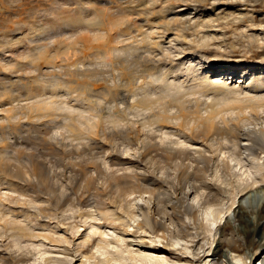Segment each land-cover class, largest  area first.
Here are the masks:
<instances>
[{"label": "bare ground", "instance_id": "obj_1", "mask_svg": "<svg viewBox=\"0 0 264 264\" xmlns=\"http://www.w3.org/2000/svg\"><path fill=\"white\" fill-rule=\"evenodd\" d=\"M88 1L85 0V3ZM137 1L140 0H116V15L119 18L116 17L117 22H111L116 25L113 46L106 48L113 26H104L101 21L103 19L95 20L103 16L100 13L107 7L106 3H103L105 6L100 4L102 1L100 5L96 3L100 9L93 8V13H89L90 18L96 16L95 19L92 17L94 21L86 18L77 8L75 21L67 22H75L72 25L69 23L71 29L58 34V44L63 49L61 51H66L68 56H71L72 49L77 48L76 44H81L82 49L92 48L101 53L112 50L109 54L113 57L104 54L100 57L95 55L86 62L82 58L75 61L72 51L73 55L67 61L63 60L64 57L61 59V63L65 62L62 63L64 66L59 64L63 68L67 66L62 70V77L75 75L94 83L79 88L73 85L74 88L70 86L75 80L72 79L69 85H59L64 81H59L61 76L55 79L62 69L58 66L61 68L58 74L51 73L53 75L50 77L58 80L59 84L52 80L53 84L47 85L51 82L50 77L47 78V84H43L46 78H41L42 82H35L39 91L37 89L35 92L28 86L22 94L25 99L43 95L53 99H69V102L75 104H68V111L59 110L60 103L56 104L53 100L38 103L35 100V106L30 104L27 111L16 110L13 101L18 98L11 87L16 83L15 79L8 76L6 81H0L2 88H5H1L3 92L0 91V106H4L0 110L4 113L0 116L1 155H6V159L12 150L27 153L36 149H30L27 145L19 146L20 138L14 133L15 128H18L23 131L27 129L26 133L28 129L40 131L41 136L33 135L35 138L32 136V140L40 137L38 139L45 145L61 150L69 158H75L71 161L73 166L57 162L51 164L47 157L58 155V152L50 150L44 154L42 150L35 156L37 163L34 160L32 164L33 173L31 168H26L30 166L28 163L25 167L26 161L30 160L23 159V166L20 158L23 170L12 169L8 174L11 178L5 175L0 182V189L24 195L27 188L38 187L39 195H46L48 206H35L32 213L37 219L46 217L58 223L74 216L72 205H83L85 202L81 196L87 193L92 198L88 204L91 208L85 212L86 219L90 220V229L85 233L89 239L99 232L101 222L112 226L122 222L130 231L136 227L145 232H156L155 237L163 241L176 235L188 237L190 243L198 245L202 248L200 252H203L202 256L198 251L188 255L178 247L180 243L177 242L172 249L163 248V245L148 246L147 251L152 249L150 251L154 255L145 250L135 251L132 244H128L119 234L109 232L113 238L109 240L108 235H103L101 231L92 254L84 256L80 264H119L128 259L133 264H171L170 259L173 258L183 260L201 257H210L214 263L219 264L216 255L221 254L220 250H216V246L212 247L214 230L219 227L218 221L230 211L238 194L253 188L258 181H264L263 71L247 74L240 90L224 84L203 82L183 92L173 87L170 92L171 87L165 80L176 69L173 62H181L189 52L195 53L197 47L214 46V54L223 55L220 51L225 41L223 37L219 40L216 31L204 28L222 25V28L236 30L240 25L242 28L249 27L235 34L236 39L246 41L248 45L256 35L264 37V0H168L167 4L163 3L165 0H158L161 4L154 0L155 4L151 2L150 8L145 10L139 9ZM256 2L262 3L260 13L252 5ZM221 7L222 11L218 12L216 9ZM108 13L104 15L109 16ZM254 27H258V30H254ZM189 29L194 38L188 40ZM46 37L39 38L38 43L35 41V56L47 52L56 39L46 41ZM13 39L9 38L8 41L16 40ZM88 40L91 41L89 46ZM187 41L191 44H186ZM27 53L32 54V51L24 54ZM70 58L73 61L69 62ZM189 61L182 81H202L200 63L195 64L193 59ZM240 61L227 59L216 64ZM113 64L118 65L117 74L110 71L111 74H106L107 68ZM53 68L49 69L57 70ZM5 69L8 73L9 70ZM136 74H140L139 80ZM38 82L41 84L38 85ZM77 103L81 106H77ZM108 135L115 136L114 145H104ZM74 153L80 157L78 161ZM27 157L30 159V154ZM78 192L81 194L77 196ZM134 192L147 193L149 204L142 206L133 201L131 195ZM251 197L263 201L264 193L259 190ZM7 208L14 209L13 205H7ZM262 211L264 213V203ZM78 215L81 217L83 213L79 212ZM12 223L5 222L0 229V264H74L78 248L86 247L85 243H79L77 250H73L67 238L32 233L27 227ZM62 242L64 245H61ZM53 247L60 249L55 250ZM245 264H264V238L255 253L248 256Z\"/></svg>", "mask_w": 264, "mask_h": 264}, {"label": "rangeland", "instance_id": "obj_2", "mask_svg": "<svg viewBox=\"0 0 264 264\" xmlns=\"http://www.w3.org/2000/svg\"><path fill=\"white\" fill-rule=\"evenodd\" d=\"M89 1H91V0H89ZM159 1H162V0H159ZM159 1L157 0L156 3ZM167 1L168 0H165L164 2L163 1L162 2L167 4L168 3ZM171 1L175 2V0H170V2ZM99 2H101L100 4L106 3L107 7H109L110 4L112 5V7L116 6V3H115L116 0L114 2H112V0H107V1L106 0H100V1L99 0H92L91 2H89L90 4L85 3V0H0V52L3 54L2 55L0 53V61H1L0 62V69H2V70H0V76H2V75L5 76V77L3 76L4 78L0 77L1 78L0 81L1 80L6 81L8 79V76H11V79H13V80L15 79V82L17 84L13 83L11 85V87L14 90V92L16 93L15 94L16 99L18 98L17 99L18 102H17V100L13 101L16 110H18V109L22 110L23 109V110L27 111L30 106H32V107L35 106L37 100H38L37 103L39 101L43 102V100L44 101L53 100L54 102H56V104L60 103V104H58L59 106H61L59 110H61L63 112L68 111L70 109V108H68L67 105L68 104L72 105L74 102L73 101L69 102L68 101L69 99H63V98L61 99L60 97L59 98L56 97L53 99V98L49 97V95L48 96L43 95L40 97L31 98V99L28 98L29 100L25 99V96L22 94L29 87L30 88L32 87L31 89L32 90L34 89L35 92L37 89L39 91L40 88L36 89L37 85L35 82H37L39 80L42 82L43 79L41 80V78H44V79L46 78L43 81V84H45L47 81H49L47 78H49L53 74L57 75L58 73H60L57 75V77H56V75H54L53 77H56L55 79H58V77L61 76L59 81H61V79H62V81H64V82H62V83L60 82L61 84H59L58 80L56 81L52 77H50L49 79L51 82H48V84L47 83L46 84L47 85H49V83H50V85L53 84L52 83V80H53V82L54 81L56 83L58 82L57 84H59V85H63V84L69 85L70 83H68V82H71L72 79L73 80L75 79L79 82L78 83H77V81L74 82L75 81L74 80V81H72L70 86H72V87L75 86L76 88H79V87L87 85L88 83L89 84L94 83L91 80L89 82V80L87 81L86 78L81 79L80 77L75 76V75H72V76L66 75L65 77L64 76L62 77V75H61V73L63 72L62 70H64L67 66L65 68H63L65 62H62V63H64V64H62L61 59L64 57L63 60L67 61L68 57H71L73 54L74 55L72 57L75 58V61L80 60L82 58V61L84 60L86 62L89 58L90 59L94 58L95 55L100 57V55L102 56L104 54L107 57H108V55H110L109 57L113 58L112 54H109V53H112L111 52L112 50H109V49H108L109 51L104 50L101 53V52H96V51L91 50L92 48L82 49L81 44H76L75 46H77V48L72 49V51L74 53L72 54V51H71L70 52L71 56H68V55H66V51L65 52L61 51L63 49L60 46L61 44H58L60 42L58 39L60 37V35H58V34L62 33L63 31H66V29L67 30L71 29V27H72L71 25L75 23V22L74 23H71V22H73L72 20L75 21V19L77 17L76 12H75L77 10V8H78L79 12L82 11L83 15H86V18L87 17L90 18L89 15L93 13V11H92V10H94L93 8H99L100 9V7H98L100 5ZM109 2H111V3H109ZM151 2L154 3V0L153 1L152 0H140V1H137L136 3H137V5H140L139 9L145 10L146 8H150V6L152 5ZM162 2H159V3L161 4ZM96 3H98L99 5H97ZM154 4H153V6L157 5V4L156 5H154ZM141 5L143 6V8L141 7ZM144 5L145 6L148 5V6L145 7ZM252 5H254L256 12L260 13L263 9L261 2H256ZM243 6L244 5H242V7ZM103 7H101V10ZM105 7H104V11L105 10L106 11L105 12L103 11V12L107 14L109 11L110 12V13H108L109 16H106V14L104 15L103 12L100 13L101 11L98 10L97 12L100 11L99 13L103 15L102 16L103 18L99 17V16H98L99 18L98 17L96 18V16H95L96 14H94L96 19L93 16L92 17L96 21H97V19H98V21L103 19L101 21H102V23L104 22L103 24L106 27L112 28V26H113V28L110 29V32H111L110 39H107L106 48H108L110 45L113 44V41H112L113 37H114L113 34H115V30H116V25L115 26L112 25L114 23H111V22H115V21L117 22V18H119V15L118 14L116 15V11H117L116 7L112 8L110 6L111 9L109 7V10L107 7L106 8ZM80 8H81V10H80ZM155 8L157 9V7H155ZM222 8L223 7L218 8L216 10L217 11L219 10L218 12H220V11H222ZM82 9H84V10H82ZM86 9L88 10V12H87L88 14L87 13L85 14V12L87 11ZM114 9H115V11H114ZM74 12H75V14H74ZM79 12H77V13L79 14ZM145 14H146V12H145ZM104 16H105V18H104ZM64 17H67L68 19L64 18ZM92 17L90 19H91V21H94V19ZM108 17L109 18L111 17V18L109 19ZM106 18H108V19H106ZM68 20L71 21V22H69L71 25L69 23L67 24ZM106 20H109V21H106ZM110 20H112V21H110ZM110 23H111V25H110ZM105 24H109V26L105 25ZM244 28L246 29L249 27H243L242 28V25H240L236 30H232L229 27L222 28V25L204 28V29H208V30L210 29V31H216L217 35L219 34L218 35L219 40L223 37V39L225 41H223L222 47L220 48V51L223 53V55H221V56L215 55L214 54V49H215L214 46H210L209 48H198L197 47L196 48L197 53L196 52L195 53L189 52L190 54L185 56L184 58H182L181 62L179 60L174 61L173 64L175 65L174 68H176V69H174L173 75L167 76V78L165 80V82L169 85V87H171V90H169V91L172 92L173 87H175L180 92H183V91L187 90L189 87H195L197 85V83H203V82L204 83H214V84H216V83L224 84V85H226V86H228L234 90H240V87H242L240 85H243L242 82L243 81L245 82V80H246L245 78H247V76L250 75L251 73H254L255 71H261V72L263 71V75H264V37L261 35H256L255 39H257V40L254 39L252 41V43L248 45V43L246 41L238 40L235 38V34L238 33L240 31V29H244ZM257 28L258 27H254V30H256ZM191 32H192V30L189 29V31H188L189 35L187 36L188 40L190 39V37L194 38V36L191 35ZM220 33H223V34H220ZM46 36H48V37H46ZM43 37L47 38L46 41H50L54 38H56V39H54L52 41L53 43L47 52H45L44 54H40V56L37 57V55L35 56L33 54V51H34L33 46L38 43L37 41L39 38L41 39ZM9 38H12V39L14 38L16 40L13 42L11 40L9 42L8 41ZM187 42H186V44L190 43L189 41H187ZM89 44H91L90 40H88L87 46H89ZM25 46H28L29 49L32 48L33 50H31V49L29 50L26 47L29 50L28 51L25 48ZM193 46L196 47V45H194V44H193ZM57 49H59L60 51ZM30 51H32L33 55L29 54V53L24 54V53L30 52ZM80 51H81V54L79 53ZM34 53H36V51H34ZM10 56H12L13 58L12 59L8 58ZM1 57H3V58H1ZM5 57L8 59H6ZM73 58H70L71 60L69 59V62L73 61L72 60ZM76 58H78V59H76ZM191 59H193L194 63L196 62L195 64H197V62L200 63L198 65L201 69L199 72H201V77L203 78L202 81H200V79H196L193 81L192 80L182 81L183 76H184L183 72L185 71L186 67L188 66V64L190 62L189 60H191ZM227 59L231 60V61H239V60H241V61L238 63L236 62V63H230V64H226V65H217L216 64V62H218V61L227 60ZM59 64L60 65L62 64L63 66H59ZM58 66L61 67L62 69L57 68ZM51 67H52V69H54L53 67H56L57 70L56 71L52 70V69L50 70L49 68H51ZM3 68H7L9 70L8 73H7V70L5 69L6 70L5 71V70H3ZM46 68H48V70ZM58 69L59 70L61 69V70H60V72L57 73ZM117 69H118V65L113 64L111 67L107 68L106 74H111V73H109V71H110L113 74L115 73V75H116ZM10 70H12V72H10ZM42 70H44V72ZM49 70H50V72H49ZM15 71H17V72H15ZM45 71H46V74H44ZM51 73H53V74H51ZM243 73H245V74H243ZM41 74H43V76ZM39 75H41V77ZM240 75H242V76H240ZM45 76H47V77H45ZM136 76L138 77L137 80H139L140 74H136ZM35 78H37L38 80H35ZM63 78H65V80ZM33 79H34V82H32ZM41 82L40 83L38 82V85L41 84ZM57 84H55V85L57 86ZM79 84H80V86H79ZM35 85H36V87H35ZM9 87L10 86H7L6 88L10 89ZM1 88H2V84L0 82V91H2V89H5V88H2V89ZM8 89H6V91ZM19 96H21V97H19ZM60 100H62V101H60ZM63 100H66L67 102L65 103ZM0 103H1V101H0ZM32 103H33V105H32ZM77 104H76L77 106H79V105L81 106L80 103H77ZM3 107L4 106H0V110L3 109ZM66 108H68V109H66ZM3 114H4L3 111H0V116H2ZM15 129H16V131L14 130V133L18 134V136H17L18 139L19 138L21 139V140L20 139L18 140V141H20L19 146L27 145L28 147H30V149L32 147V148H36L39 150L33 149V150H29L27 153L23 152L26 155H23L22 152H12L13 150L10 152L11 155L8 154L9 152H5V153L3 152L4 154H6V153L8 154L7 155L8 157H6V159L4 158L6 155L5 156L1 155V153H2L1 152L0 155L3 157L0 156L1 157L0 158L1 159L0 160V182L3 181L2 180L3 177L5 175H8L12 169L18 168L20 170H23V168H24L23 166L25 164L23 159L28 160V161L30 160L29 162L26 161L25 167L28 163V165H30V166H28L26 168H29V169L31 168L30 170L33 173L32 164L34 163L35 156L38 152L44 151V154H47L48 152H51V151L58 152V155L52 154V156L49 155L47 157L49 159L48 161L51 162V164H54L57 162L56 164H60V165H64V166H67V165L73 166V164H71V161L75 158H69V155L66 156L64 153H61L62 152L61 150L56 149L55 147L51 148L50 145L49 146L45 145V143H42L41 139H38L40 137H37L36 138L37 140L36 139L32 140L33 135L36 136L38 134L39 136H41L40 131L37 130V132H38L37 133L36 130H34L36 133L33 134L34 131L32 129H28L29 131H27V133L32 134L29 136L26 133L27 129H24V131L22 129L18 130V128H15ZM20 132H21V134H20ZM25 135L28 137H26ZM34 136H33V138H35ZM106 139L109 141H107ZM106 139H105L106 142L104 141V145H105V143L107 145H105V146H109V145L111 146V145L115 144V142H114V140L116 141L115 136L108 135V137ZM11 140H13V138ZM29 140H30V142H29ZM38 140H40V141H38ZM110 140H111V143H110ZM22 141H23V143L24 142L25 143L23 144ZM1 142H3V141H1ZM113 142H114V144H113ZM20 143L22 145H20ZM31 145H33V146H31ZM39 146L40 147L44 146V147H41L42 148L41 149ZM40 149H41V151H40ZM74 152H77V151H74ZM32 153L33 154L35 153V155H32ZM29 154H30V159L27 157V155L29 156ZM73 155H74V157H76V160L78 161V159L80 157L77 156V154H75V153ZM18 156H19V158H18ZM31 156H33L34 159L31 158ZM55 156H57V157H55ZM60 156L62 157L61 159H60ZM25 157H27L28 159ZM20 158L22 159L21 164L23 166L20 164ZM23 162H24V164H23ZM30 162H31V164H30ZM36 163H37V161L35 160V164ZM10 164L13 166H11ZM76 164H78V163H76ZM7 165H8V167H7ZM82 165H83V167L86 166V164H82ZM74 166H76V165H74ZM11 167H13V168H11ZM24 176L26 177L27 175H24ZM28 176H29V174H28ZM8 178L10 179L11 176L8 175ZM1 187H3V186H1ZM259 190H261L264 193V181H258L257 184L253 188L247 189L243 193L238 194L236 196L234 205L232 206V208L228 212L229 215H228V213L225 214L223 217L220 218L221 221L220 220L218 221L219 227L216 231L214 230L215 235H214V242L212 244V247L216 246L215 247L216 250H220V253L222 254V255L221 254L216 255V259L220 260L219 264H245V261L247 260L248 256L254 254L255 251L257 250V248L261 245V242H263V238H264V215L263 214L264 213L262 211V204L264 203V200L262 199L263 201H261V200L259 201V200L254 199L253 197H251V196H253V194L256 191H259ZM25 193L26 194H24V195H19V193H13L10 191H6L5 188L0 189V209H1L0 229H1L2 225L5 224V222L13 221L12 224L25 226L32 233H45V234H48V235H51V236H54V237L60 238V239H66L67 238L69 240L70 247H72L73 250H77V247H78L77 245L79 243H85L86 247L84 249L78 248V251L76 253V258H75L76 262L74 264H80V262L86 257V255L90 256V254H92V251L94 249L93 247L97 241V238L100 237L101 231L103 232V235H106V234L108 235L107 238L109 240L113 239L112 235L111 234L109 235V232H112L113 235L119 234V235L123 236L128 244L129 243L132 244V249H134L135 251L138 249L147 251V247L150 245L151 246H159V247H161L163 245L162 246L163 248H168V249L171 248L172 249V248L176 247L175 243L179 242L180 246H178V247L182 248L186 252V254L195 253V251L196 252L198 251V253L200 255L203 254V252H200V251H202V248H200L198 245L195 246V244L190 243L188 237H184L182 235H180V236L176 235V236H173L172 238H168L167 240L163 241V240H161V238L158 237L159 238L158 239L157 237H155L154 233H156V232H154V233L145 232V231H142L140 229H136V227L134 230L130 231V229H127L128 227H126V225H123L122 222H119V223L116 222L113 226L108 225V223H106V222H101L102 227L98 228L99 232H96L94 234L95 236L93 235V237H91L89 239V237L85 235V233H87L90 229V227L88 225V222L90 220L88 218L86 219V214H85V212L91 208V206L88 205L92 201V198L89 194L88 195H87V193L82 194L81 198L85 202L83 205H81L79 207L76 205L75 206L72 205L73 210H74V216L73 217L67 218L64 221H61L58 223V222H55L52 219L50 220L46 217L45 218L42 217L41 219L40 218L37 219L34 216V214L32 213V209L35 206H41V205L48 206V202L45 200L46 195L45 194L39 195L38 187H36V186L29 187V188H27V190H25ZM79 194H81V193L78 192L77 196ZM131 196L130 197L133 198V201H135L139 205L146 206L149 204L150 200L147 199L148 198L147 193L139 194L138 192H134ZM7 205H11V206L13 205L14 209L7 208ZM23 207H24V209H23ZM79 212L83 213L84 216L82 215L80 217V215H78ZM131 220L132 219H130V223L132 224ZM103 226H108V227L105 228ZM62 244H63V242L61 243V245ZM66 244L67 243H65V245ZM58 248L60 249V247H53V249H55V250H57ZM150 250H152V249H150ZM150 250L147 252L154 254L153 251H150ZM159 255H162V254H159ZM227 257H228V260H226ZM201 258L200 259H192V258L186 259V258H184L183 260H178V259L173 258V259H170V263L171 264H216L211 260L210 257H205V258L201 257ZM123 263L124 264H133V262L130 261L129 259L124 261ZM123 263H119V264H123Z\"/></svg>", "mask_w": 264, "mask_h": 264}]
</instances>
